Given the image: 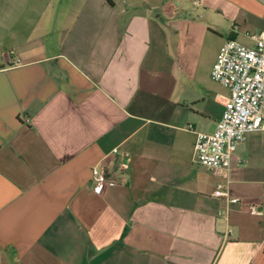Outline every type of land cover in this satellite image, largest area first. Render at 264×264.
I'll return each instance as SVG.
<instances>
[{
  "label": "crops",
  "instance_id": "1",
  "mask_svg": "<svg viewBox=\"0 0 264 264\" xmlns=\"http://www.w3.org/2000/svg\"><path fill=\"white\" fill-rule=\"evenodd\" d=\"M263 29L264 0H0V264H264V129L194 159L219 48Z\"/></svg>",
  "mask_w": 264,
  "mask_h": 264
},
{
  "label": "built area",
  "instance_id": "2",
  "mask_svg": "<svg viewBox=\"0 0 264 264\" xmlns=\"http://www.w3.org/2000/svg\"><path fill=\"white\" fill-rule=\"evenodd\" d=\"M253 46L234 40L224 42L216 54L210 78L228 90L223 112L211 134L196 132L194 143L195 162L217 174L228 169L236 147L248 134L264 129V29L249 35ZM192 130L191 126L187 127ZM93 192L101 194L113 186L112 174L94 167L92 169ZM222 186L217 185L215 194L224 196L227 208L238 205V199H228ZM251 213H257L251 207ZM230 232L226 230V234Z\"/></svg>",
  "mask_w": 264,
  "mask_h": 264
}]
</instances>
